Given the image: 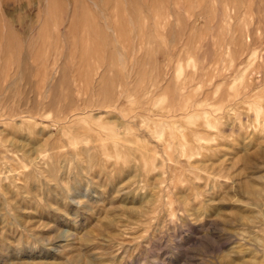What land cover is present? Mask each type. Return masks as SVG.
<instances>
[{
  "label": "rangeland",
  "instance_id": "374dc122",
  "mask_svg": "<svg viewBox=\"0 0 264 264\" xmlns=\"http://www.w3.org/2000/svg\"><path fill=\"white\" fill-rule=\"evenodd\" d=\"M0 264H264V0H0Z\"/></svg>",
  "mask_w": 264,
  "mask_h": 264
}]
</instances>
